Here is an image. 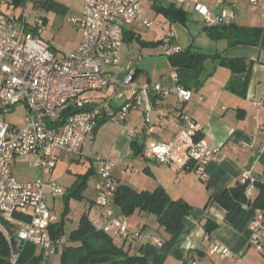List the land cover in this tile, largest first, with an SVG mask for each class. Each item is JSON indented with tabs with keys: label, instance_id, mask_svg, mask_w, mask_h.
Returning <instances> with one entry per match:
<instances>
[{
	"label": "built area",
	"instance_id": "built-area-1",
	"mask_svg": "<svg viewBox=\"0 0 264 264\" xmlns=\"http://www.w3.org/2000/svg\"><path fill=\"white\" fill-rule=\"evenodd\" d=\"M226 1L216 0V3L223 6ZM2 2L8 0H0V5ZM195 10L208 28L229 24L226 15L213 13L200 4H196ZM70 22L80 29L81 41L73 52L60 58L43 38L46 26L43 17H33L25 9L21 14L17 11L10 16L0 14V217L13 227L19 243L33 245L48 258L61 253L72 242L67 235L53 234L57 217L49 200L64 195L65 190L47 180L45 172L56 167V153L79 155L84 141L94 132L95 104L85 95L103 94L113 87L116 99L122 100L123 105L117 113L113 110L105 113L119 124H124L133 111L144 106L143 94L147 96L149 92L159 97L176 95L183 103L193 100V91L185 87L159 83L137 85L132 68L125 74L119 72L124 30L135 24L148 29L156 25L144 15L141 0H86L82 18ZM157 26L163 28V24ZM173 39V33H168L164 41L163 51L168 56L181 50L170 46ZM203 100L201 96L200 101ZM20 105L27 110L24 128L13 126L6 117L12 108ZM71 109L75 113L67 115ZM182 121L180 135L168 144L147 148L144 157L176 170H194L199 178L205 179L206 167L218 161L220 149L211 147L203 138L197 140L200 129L190 116L184 115ZM260 132L264 133V126L256 130L255 136ZM30 157L37 161L30 163V167L40 170V176L34 181L21 182L14 174L15 162ZM95 163L96 205L100 216L92 223L94 228L112 238L141 243L142 233L131 230L113 207L117 191L113 177L115 159L97 156ZM242 179L248 182L247 174ZM255 190L254 184H249L248 200ZM255 213L251 246L262 253L264 211L255 209ZM5 235L12 244L10 236L6 232ZM153 241L161 247L159 239ZM212 251L222 257L232 256L218 244L213 245ZM17 260L13 250L11 264Z\"/></svg>",
	"mask_w": 264,
	"mask_h": 264
},
{
	"label": "crops",
	"instance_id": "crops-1",
	"mask_svg": "<svg viewBox=\"0 0 264 264\" xmlns=\"http://www.w3.org/2000/svg\"><path fill=\"white\" fill-rule=\"evenodd\" d=\"M55 1L66 5L69 8L68 13L72 11L74 17L70 19L82 18L86 0ZM14 2V0L2 2L0 14L9 16L11 13L4 9L10 11L15 8L17 5ZM256 2L253 4L251 0H227L223 6H218L216 0H141L144 15L152 21L163 24V28L158 27L160 29H165L168 23L173 22L164 15L158 14L155 10L156 5L165 7L173 5L182 15H186L185 23L175 24L187 26L189 18H192L201 20L205 26L202 16L195 10L196 4H200L213 13L226 15L229 26L257 27L264 30V0H256ZM251 14L254 15L253 18ZM142 28L143 26L139 24L128 28V38L132 41L125 42L123 47L126 44L139 45L137 38L148 43L161 42L158 39L156 41L145 40L143 34L139 32ZM77 29L80 36L72 52L81 41V31L78 27ZM155 31L160 30L155 29ZM227 43L222 53L217 54L227 59H244L252 67L248 93L245 98L227 89L232 78L231 72L214 66L213 76L202 88L193 90V100L189 103L181 102L176 95L159 97L150 92L147 96L143 94L144 106L133 111L127 121L122 124L124 127L107 152L108 155H100L115 159L113 177L117 185H125L139 192H152L161 187L174 201L181 200L192 207L191 214L184 220V232L171 251L166 264H264V253L258 252L251 246V226L255 219V209L242 202H236L228 210L217 202L208 205L212 194H222L236 187L242 182L244 174H247L248 182L254 184L256 188L251 201H254L260 194L257 185L264 184V133L260 132L255 136L256 130L264 126V39L257 45L230 46L228 41ZM135 64L136 58L133 54L122 48V63L119 72L125 74L129 68H132L138 84L146 82L153 84V81L148 78L139 79L143 71L139 64ZM175 74L174 71L171 77L158 83L165 86L177 85L174 79ZM113 96H115L113 87L103 94L88 93L85 95L95 104L94 112L99 116L97 125L99 119H102L104 107L107 111L113 110L115 113L122 107L123 101L119 100L122 104L116 105V97L113 99ZM201 96L204 97L203 101H200ZM255 103H260L261 106L257 107ZM184 115L194 120L200 129V135L211 147L220 149L218 161L206 167L205 179L199 178L194 170H176L166 164L150 161L143 154L144 150L152 145L168 144L180 135L183 130L182 117ZM12 125L18 127L15 124ZM99 132L95 129L86 138L77 156L56 153L57 165L53 170L45 172V177L46 173H49L47 180L51 181L62 159L72 158L79 163L87 164V156L84 154L86 142L95 140V138L99 139ZM133 142L137 143L136 148H141L138 152L132 146ZM21 163L24 162L17 160L14 168L18 165L20 169H23L24 164ZM29 168L33 169L30 166ZM92 168L95 170V174L91 177L95 179L92 185L95 199L91 202L98 211L95 204L97 197L95 191L96 164L92 163L90 169ZM39 175L38 173L31 180L16 178L21 182H29L36 180ZM51 200L56 199L50 198L49 201ZM139 215L147 214L139 213ZM208 222L216 225V229L211 234L206 232ZM215 244L228 249L232 256L222 257L213 253L212 247Z\"/></svg>",
	"mask_w": 264,
	"mask_h": 264
},
{
	"label": "trees",
	"instance_id": "trees-1",
	"mask_svg": "<svg viewBox=\"0 0 264 264\" xmlns=\"http://www.w3.org/2000/svg\"><path fill=\"white\" fill-rule=\"evenodd\" d=\"M14 1L16 5H20L24 0ZM34 1L48 12L58 15H66L69 11L66 5L55 0ZM155 10L158 14L170 19L174 24L185 23L186 21V15H182L173 5L169 7L156 5ZM45 22H47L46 19ZM205 31L212 40H226L230 46L238 44L257 45L264 39V30L257 27L245 28L224 25L214 28L205 27ZM127 32L128 28L124 30L123 43L132 41L131 38H128L129 34ZM137 42L142 48H156L161 44L160 42L148 43L139 38H137ZM169 59L174 65L175 81H177L178 86L191 91L200 89L205 81L214 74L213 71L205 74L206 62L211 59L213 62L218 63V67L231 72L232 78L227 85V89L242 98L247 96L252 67L244 59H227L220 54L207 55L196 49L194 50L192 46L170 55ZM103 110L102 119H99L98 125L95 127L96 131L100 125H103L109 119L111 120V118L106 117L105 107ZM72 113H75L73 109L66 112L67 115ZM98 117L97 115L96 123ZM199 139H202L201 135L198 136L197 140ZM132 146L137 152L141 149L140 147L136 148L137 143L135 142L132 143ZM94 174L95 170L90 169L82 179H79L76 184L65 191L63 196L66 201L68 202L72 197L85 199L84 193L88 189L89 179ZM249 184V182H240L236 187L222 194H212L208 205L217 202L228 210L236 202H242L254 209L264 211V184L257 185L260 194L254 201L248 200L246 197ZM113 205L116 215L123 219L132 216L136 212L154 215L168 238L165 240L159 239L161 247H158L153 239L141 242L138 245L123 240V246H120L115 243V238L98 232L86 214L81 227L69 236L72 245L64 248L61 252L62 264H166L171 251L184 232V220L191 214L192 207L184 201H174L161 187L152 192H139L125 185H117ZM0 226L2 227L0 228V264H11L13 250L18 255L16 264H41L44 258L42 252H38V249L29 243H19L14 237L13 227L1 217ZM214 229H216V225L208 222L206 232L211 234ZM3 230L10 236L12 244H10ZM52 231L55 236L65 235L63 222L55 224Z\"/></svg>",
	"mask_w": 264,
	"mask_h": 264
},
{
	"label": "rangeland",
	"instance_id": "rangeland-1",
	"mask_svg": "<svg viewBox=\"0 0 264 264\" xmlns=\"http://www.w3.org/2000/svg\"><path fill=\"white\" fill-rule=\"evenodd\" d=\"M72 1L77 2V0ZM15 8L16 10L13 8L11 9L12 11H7V9L4 10L9 13L17 11L18 14H21L23 9H25V11L33 17L41 16L46 19L47 22L43 38L51 45L53 51L58 57L61 58L65 56V54L72 52L80 36V32L76 25L70 22V18L74 17L72 11L66 15H58L43 9L34 0H24L22 4L17 5ZM251 15L253 18L254 15ZM154 22L156 24L160 23L156 21ZM155 29L160 31H155ZM139 32L143 34L144 39L147 41H156V39L161 41V44L154 49H143L136 43L131 45L126 44L123 47V50H128L133 54L136 58V64L141 66L143 75H141L139 79L148 78L153 81V84L147 82L143 83L145 85H156L158 82L167 80L175 71L174 65L170 61L169 56L163 51L165 46L164 41L168 33H173L175 36L170 45L172 48L188 49L192 46L194 50L196 49L207 55L222 53L225 45L228 44L227 41L212 40L205 31V26L202 21L193 20L192 18H189L187 26L168 23L167 27L165 26V29H160L156 25L151 29L143 27L142 29H139ZM217 64V62L215 63L209 59L206 62L205 74L212 72L214 66L218 67ZM135 84L139 85L137 79H135ZM114 97L115 96H113V99ZM115 103L116 105L122 104V102L116 98ZM26 116L27 110L23 105L12 108L11 112L6 115L7 120L12 124L17 125L19 128L25 127ZM118 124L119 123H116L115 120H109L103 125H100L98 127V131H100L99 139L95 138V140L86 142L84 154L87 156V164H84L83 162L79 163L75 161L76 159L72 160V158L62 159L52 175L51 182L60 185L65 191H67L76 184L79 179H82L83 176L89 172L91 164H96L94 159H96L97 156L108 155L107 152L111 149L115 139L124 127V125ZM140 132H142V128H140ZM20 160L24 162L21 163L24 164V170L22 168L21 170L18 165L15 166L14 169L17 178L31 180L35 178L38 173L40 174V170L29 168L30 163L37 162L34 157L19 159V161ZM48 174L49 173L47 172L46 179H49ZM94 182L95 179L90 177L89 187L84 193L85 199L72 197L67 202L64 196L61 195L55 201H49L50 207L56 213L57 223L63 222L65 235L70 236L74 231L78 230L81 227L83 218L86 214L89 216L91 223L99 218L100 212L99 210L97 211L95 205L91 202V200L95 199V194L92 189ZM124 220L131 230L142 233L141 242L153 239L154 237L164 240L168 238L164 229L159 226L154 215L147 214L141 216L136 212L132 216L126 217ZM114 240L116 244L123 246V240L119 238H115ZM38 252L40 251L38 250ZM41 264H62V253L51 258L44 256Z\"/></svg>",
	"mask_w": 264,
	"mask_h": 264
}]
</instances>
